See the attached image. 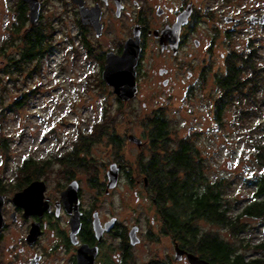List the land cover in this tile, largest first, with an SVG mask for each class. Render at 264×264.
Returning a JSON list of instances; mask_svg holds the SVG:
<instances>
[{"label":"rangeland","instance_id":"1","mask_svg":"<svg viewBox=\"0 0 264 264\" xmlns=\"http://www.w3.org/2000/svg\"><path fill=\"white\" fill-rule=\"evenodd\" d=\"M19 1L23 2L0 0V192L12 189L13 174L25 162L56 165L70 163V157L75 161L76 156L86 158L89 165L96 167L108 163L120 153L129 177L141 181L144 173L139 169L135 171L136 166L144 165L154 154L147 134L149 122L158 116L166 123L167 151L182 141L187 142L196 152V159L202 162L208 180L224 178L223 181L229 184L226 195L241 203L250 199L253 186L244 178L249 170L259 169L256 154L260 148L264 149V83L253 102L239 104L233 100L222 105L223 94L215 78L209 82L206 91L188 94L175 91L173 97L145 80L136 101L119 103L112 90L101 85L96 64L84 55L70 18L61 13V0H39V16L43 22L49 20V27L54 32L49 52L29 67L20 63L18 70L9 68L10 60H18L22 48V42L12 33L13 25L18 23ZM203 1H206L205 4L202 2L203 6H213L217 2ZM253 2L255 14L263 11L264 0ZM27 13L28 9L26 18ZM251 31L252 48H245L246 35H238L232 49L241 44L243 52H255V61L262 71L264 26ZM224 48L222 45L217 54L224 52L227 55ZM222 63L218 57L212 69H223ZM155 91L163 97V103L141 99L157 97ZM142 102H146L145 108ZM219 109H222V116L217 120ZM129 135L143 142L141 148L128 140ZM112 139L119 140V145ZM254 144L260 150L254 149ZM123 186L127 223L140 218L143 230L149 228L153 231L151 238L145 239L143 235L142 243L134 249L135 260L145 264H183L173 259L171 236L162 232L161 218L154 205L146 202L144 195L139 193L136 202L134 189L128 184ZM246 223V232L238 237H233L217 224L197 221L196 226L201 234H216L229 244L246 245L249 251L250 245L264 241V232L256 220H247Z\"/></svg>","mask_w":264,"mask_h":264},{"label":"flooded vegetation","instance_id":"2","mask_svg":"<svg viewBox=\"0 0 264 264\" xmlns=\"http://www.w3.org/2000/svg\"><path fill=\"white\" fill-rule=\"evenodd\" d=\"M216 1L203 6V0H61L60 5L100 76L108 58L121 57L127 45L136 50V94L128 101L115 96L119 103H130L145 80L169 95L206 91L228 62L248 57L251 52L244 53L241 44L232 45L238 35H246L245 48H252L251 30L264 26L258 20L264 9L255 14L253 0ZM222 45L227 55L217 54ZM218 57L223 60L219 71L212 69ZM154 94L141 99L163 103L159 92ZM141 104L146 107V102ZM116 156L96 167L76 156L70 163L18 168L12 189L0 192V264H145L135 260L134 249L153 231L143 230L140 218L127 223L123 185L134 189L136 202L139 193L156 209L155 200L147 177L131 179L121 154ZM111 165L117 169L112 187L107 176ZM137 169L143 171L142 165ZM30 186L31 202L15 197ZM189 243L171 238L176 263L189 264L187 256L192 255L204 264H217ZM176 248L183 252L178 260Z\"/></svg>","mask_w":264,"mask_h":264},{"label":"trees","instance_id":"3","mask_svg":"<svg viewBox=\"0 0 264 264\" xmlns=\"http://www.w3.org/2000/svg\"><path fill=\"white\" fill-rule=\"evenodd\" d=\"M41 10V6H40ZM26 4L19 1L17 22L13 25L14 38L22 42L18 60H10L9 68L18 70L22 66H30L51 48L53 30L49 20L38 21L30 26L26 18ZM52 26V23H51ZM54 29V28H53ZM13 41V40H12ZM13 45V44H12ZM255 52L246 59L230 61L225 71L217 79V84L223 94V104L233 101L239 104L253 102L256 92L264 83V70H260L255 61ZM32 67V66H31ZM34 71V69H33ZM242 75H247L243 78ZM101 85L103 82L99 77ZM217 120L222 116V109ZM239 110H237L238 112ZM242 113L244 110L241 111ZM147 134L153 156L142 165L143 173L149 181V188L155 200L157 212L162 222V232L180 243L190 242L207 259L217 264H264V241L250 245L229 244L223 237L215 235H200L197 221L217 224L229 231L234 237L246 232L247 220H256L264 232V150L254 144L257 154L255 170H249L244 178L253 186L250 199L242 202L226 195L224 178L208 180L202 169V162L196 159L187 142H180L174 149L167 151V128L164 120L156 116L150 122ZM113 143L119 145V141ZM25 162L23 166H32ZM235 209H237L235 211ZM264 236V233H263ZM263 238V237H262ZM264 239V238H263ZM189 243V244H190ZM159 264V263H157ZM164 264V263H162Z\"/></svg>","mask_w":264,"mask_h":264},{"label":"water","instance_id":"4","mask_svg":"<svg viewBox=\"0 0 264 264\" xmlns=\"http://www.w3.org/2000/svg\"><path fill=\"white\" fill-rule=\"evenodd\" d=\"M27 4V18L30 26H33L39 18L40 14V3L39 0H22ZM74 2L76 0H73ZM260 24L264 23V14L258 19ZM136 50L131 51V47L127 45L121 57L108 58L106 60V65L101 74V80L112 88L114 95L121 101H128L134 98L136 94V83H135V71L134 65L136 62ZM128 140L134 143L137 147L142 145L139 138L134 135H129ZM117 169L111 165L107 176L109 179V186H113L116 181ZM33 186V185H32ZM30 186L23 190L21 193L15 195V197L20 198L25 203L31 202L33 195V187ZM3 203V198L0 196V209ZM0 224H1V214H0ZM182 251L175 249V260L180 259ZM189 264H204L203 261L194 257L192 255L187 256Z\"/></svg>","mask_w":264,"mask_h":264}]
</instances>
